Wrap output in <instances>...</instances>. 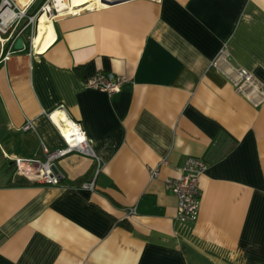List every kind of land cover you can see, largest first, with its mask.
Here are the masks:
<instances>
[{
	"label": "crops",
	"instance_id": "obj_1",
	"mask_svg": "<svg viewBox=\"0 0 264 264\" xmlns=\"http://www.w3.org/2000/svg\"><path fill=\"white\" fill-rule=\"evenodd\" d=\"M103 1L69 0L41 51L0 46V264H264V0ZM98 71L129 82L85 87ZM60 105L101 166L72 153L61 184H14L12 159L63 145ZM190 156L207 166L183 224L165 179Z\"/></svg>",
	"mask_w": 264,
	"mask_h": 264
},
{
	"label": "built area",
	"instance_id": "obj_2",
	"mask_svg": "<svg viewBox=\"0 0 264 264\" xmlns=\"http://www.w3.org/2000/svg\"><path fill=\"white\" fill-rule=\"evenodd\" d=\"M37 0H31L26 6L20 5L17 0H0V46L5 50L2 59L14 49L13 44L18 37L25 35V44H28L29 51H34L33 37L36 33L38 16L45 13L50 19L59 14L54 10L53 0H45L34 12L33 6ZM66 9V8H65ZM63 9V11H65ZM67 10V9H66ZM226 49L222 47L218 56L212 62L216 65L218 59L225 58ZM129 82L125 75H116L113 73L96 72L83 82L87 88L95 89L112 96L120 93L123 86ZM236 85L239 89L244 87H255L252 75L243 68L236 70ZM59 110L64 113L65 120L60 123L66 133L52 120L53 113ZM47 116L50 118L57 130L63 145L59 148L48 149L41 142L44 160H25L21 158L12 159L15 173L28 180L29 182H38L47 185H59L65 180V175L56 168V163L72 153H78L93 159L96 167L101 166L100 159L95 155L92 145L82 128L81 124L71 119L60 105ZM23 129L35 130L32 120H27ZM163 163V161H162ZM207 164L198 157H187L178 176L165 179L166 186L176 197V215L175 219L179 223L191 224L198 219L200 209V192L198 187L199 177L206 170ZM158 167L150 169V177L158 176ZM83 188L93 190L94 181H88L81 184Z\"/></svg>",
	"mask_w": 264,
	"mask_h": 264
},
{
	"label": "bare ground",
	"instance_id": "obj_3",
	"mask_svg": "<svg viewBox=\"0 0 264 264\" xmlns=\"http://www.w3.org/2000/svg\"><path fill=\"white\" fill-rule=\"evenodd\" d=\"M67 1L69 0H53L54 4V10L58 13H61L63 9L68 8L67 7ZM22 5L21 3H19ZM26 4H23L22 6H26ZM54 32H53V26H52V20L50 19V16L42 13L38 16L37 25H36V35L33 38V45L37 51H41L44 48H46L53 40ZM52 120L54 123L59 127V129L63 130L65 133V129L61 125L60 121L65 120V115L63 112L56 110L52 115Z\"/></svg>",
	"mask_w": 264,
	"mask_h": 264
},
{
	"label": "trees",
	"instance_id": "obj_4",
	"mask_svg": "<svg viewBox=\"0 0 264 264\" xmlns=\"http://www.w3.org/2000/svg\"><path fill=\"white\" fill-rule=\"evenodd\" d=\"M44 1H45V0H39L38 4H35V6H33V10H32V12H34V11H35V10H36V9H37V8H38V7L44 2ZM35 3H36V2H35ZM92 171H93V168H92V169L90 170V172L87 174V177H89V176L91 175ZM87 177L78 179V180L76 181V183H78L77 185H80V184H82L83 181L88 180ZM14 184H16V185H29L30 182H29L28 180L22 178V179H19L18 181H16Z\"/></svg>",
	"mask_w": 264,
	"mask_h": 264
},
{
	"label": "water",
	"instance_id": "obj_5",
	"mask_svg": "<svg viewBox=\"0 0 264 264\" xmlns=\"http://www.w3.org/2000/svg\"><path fill=\"white\" fill-rule=\"evenodd\" d=\"M103 2H105V3H109V2H112V1H110V0H104ZM24 44H25V40H24V38L23 37H18L16 40H15V42H14V44H13V48L15 49V50H22L23 48H24Z\"/></svg>",
	"mask_w": 264,
	"mask_h": 264
},
{
	"label": "rangeland",
	"instance_id": "obj_6",
	"mask_svg": "<svg viewBox=\"0 0 264 264\" xmlns=\"http://www.w3.org/2000/svg\"><path fill=\"white\" fill-rule=\"evenodd\" d=\"M30 1H31V0H30ZM50 1H51V0H50ZM38 2H39V0H37L35 4H38ZM68 6H69V2L67 1V7H68ZM69 7H70V6H69ZM35 35H36V33H35ZM35 35H34V37H35ZM34 37H33V38H34ZM14 173H15V172H14Z\"/></svg>",
	"mask_w": 264,
	"mask_h": 264
}]
</instances>
